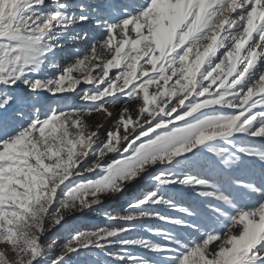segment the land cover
<instances>
[{
	"label": "snow or ice",
	"instance_id": "obj_1",
	"mask_svg": "<svg viewBox=\"0 0 264 264\" xmlns=\"http://www.w3.org/2000/svg\"><path fill=\"white\" fill-rule=\"evenodd\" d=\"M0 264H264V0H0Z\"/></svg>",
	"mask_w": 264,
	"mask_h": 264
},
{
	"label": "rangeland",
	"instance_id": "obj_2",
	"mask_svg": "<svg viewBox=\"0 0 264 264\" xmlns=\"http://www.w3.org/2000/svg\"><path fill=\"white\" fill-rule=\"evenodd\" d=\"M99 221H92V223H98Z\"/></svg>",
	"mask_w": 264,
	"mask_h": 264
}]
</instances>
